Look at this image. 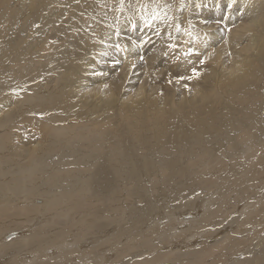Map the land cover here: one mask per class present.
I'll list each match as a JSON object with an SVG mask.
<instances>
[{
	"label": "bare ground",
	"instance_id": "obj_1",
	"mask_svg": "<svg viewBox=\"0 0 264 264\" xmlns=\"http://www.w3.org/2000/svg\"><path fill=\"white\" fill-rule=\"evenodd\" d=\"M127 25L141 28L130 34L133 43L119 38ZM188 40L195 53L211 50L203 70L185 74V90L174 69H151L177 58V48L180 71L196 57L185 53ZM257 48L264 51V0H0V264L30 261L25 255L35 253L18 255L44 244L56 248L45 246L40 264H132L152 249V232L140 228L158 221L151 240L162 260L264 264V55L253 59ZM229 166L239 173L219 180ZM178 185L176 194L207 196L166 215L160 195ZM233 205L250 212L223 217ZM188 210L197 215L177 221ZM174 234L189 237L164 242ZM173 245L189 249L166 254ZM112 247L118 255L107 260Z\"/></svg>",
	"mask_w": 264,
	"mask_h": 264
},
{
	"label": "rangeland",
	"instance_id": "obj_2",
	"mask_svg": "<svg viewBox=\"0 0 264 264\" xmlns=\"http://www.w3.org/2000/svg\"><path fill=\"white\" fill-rule=\"evenodd\" d=\"M168 10H169V8H168ZM237 11H239V9H237ZM171 13V12H170ZM172 15V14H171ZM173 17V16H172ZM169 18V17H168ZM168 18H166V19H168ZM165 19V20H166ZM163 20V19H162ZM178 20V26L180 27V26H182V27H184V26H186V25H184V24H182V21H181V19H177ZM167 21V20H166ZM203 21H205V20H203ZM207 22V21H206ZM205 22V23H206ZM129 29H127V28ZM138 28V29H137ZM222 28V30L220 31L222 34H227V32H228V30H229V28H228V26H227V28H226V26L225 27H221ZM140 27L139 26H135V27H130V25H127V26H125L121 31L122 32H120L121 34H119V38H124V37H127L128 36V39H130L131 41V43H133L132 41H134V39L135 38H133L130 34L131 33H137V32H139L140 31ZM199 30V29H198ZM128 32V33H127ZM19 34H21V35H24V33L22 32H19ZM221 34V35H222ZM176 35V39H178L180 36H178L177 34H175ZM124 36V37H123ZM130 36V37H129ZM119 41H122V40H120L119 39ZM175 41V40H174ZM174 41H173V44H174ZM188 42H190V43H188V49L185 51V53L188 51V53L190 54V53H193V56H196L194 59H192V58H190L189 60H187L186 62H184L186 65H184L185 67L186 66H189L188 68L190 69V67H192L191 69H190V71L188 70V71H186V72H188V73H186L185 71H184V69L185 68H183L184 66H182V67H180V71H179V68H176L177 66H175L173 63L175 62L174 60H177L178 61V63H180L179 62V60L177 59V58H179V57H181V56H179L178 55V53L180 54V52H179V50L177 49V48H174L175 49V51H176V54H177V58L175 57V59H172V60H170L169 62H167V63H165V64H159L158 66H156V67H154V68H152L151 70L152 71H154V72H157L158 70H159V68H161V65H163V67L165 68V70H166V68L167 69H169V70H173L174 69V71L175 72H178L179 74V77L178 78H181L179 81H182L181 82V84L184 86V87H182V88H184L185 90H186V88L188 87V86H190V77L193 75V73L194 74H196L197 72H200V70H203L204 69V67L206 66V61H204V56H205V53H207V52H209V50H211V49H206V50H203L201 53H195L196 51H197V49L198 48H194V47H191V41L190 40H188ZM115 44H117V43H115ZM175 46V45H174ZM209 46V45H208ZM181 47V46H180ZM213 47V46H212ZM208 48H210V47H208ZM109 49H107L106 50V52L108 51ZM191 50H193V51H191ZM174 52V51H173ZM195 54V55H194ZM199 54H202L203 55V57H202V55H200L201 56V58H199L200 56H199ZM163 55H165L164 57H161L160 58V60H161V62L163 61V58H165L166 57V54H163ZM187 55V54H186ZM198 55V56H197ZM264 55V51H261L260 52V50H259V48H257L256 49V52H255V55L253 56V59H256V58H258V57H262ZM175 56V55H174ZM172 58H174V57H172ZM183 58H185V57H183ZM200 60H199V59ZM166 59V58H165ZM191 60H193V62L191 61ZM195 60V61H194ZM202 60V61H201ZM206 60V59H205ZM173 61V62H172ZM199 61V62H198ZM230 60L229 59H226V61H225V63L226 64H229L228 66H230V63H231V61L229 62ZM208 62V61H207ZM182 64V63H181ZM188 64V65H187ZM197 65V66H196ZM200 65L202 66L203 65V67L201 68L200 67ZM166 66V67H165ZM179 66V65H178ZM199 68V69H198ZM176 69V70H175ZM192 69H194L193 71L194 72H192ZM168 71V70H167ZM112 74H113V72H111ZM170 73V72H169ZM183 74V75H182ZM185 74H187V76H190L189 78L187 77V76H185ZM177 75V74H176ZM177 75V76H178ZM177 76H176V78H177ZM182 76V77H181ZM185 77H187V78H185ZM51 79V77L49 78V80ZM183 79L185 80V81H183ZM163 80H165L166 81V79L164 78ZM188 80V81H187ZM164 81V82H165ZM171 81V80H170ZM169 80H168V82H163V87L164 88H166V87H169L170 86V82ZM178 81V82H179ZM183 82H185V83H183ZM166 84H169V86L168 85H166ZM185 84V85H184ZM188 84V85H187ZM43 86V85H42ZM163 87H162V92H163ZM171 89H172V87H171ZM189 90V89H188ZM164 92H166V90H164ZM163 92V93H164ZM168 98V96H165V104H166V107L168 106V103H170V100H168L167 99ZM187 99H188V97H186ZM177 101L179 100V99H176ZM174 107H175V101H174ZM174 107L172 108V109H174ZM173 111V110H172ZM233 137H235L234 135H233ZM233 149H234V147H232ZM153 154L155 155V153L153 152L152 153V155L151 154H148L147 156H149V157H154L153 156ZM151 155V156H150ZM243 159V158H242ZM140 162V161H139ZM186 163V162H185ZM185 163H183V164H185ZM182 164V165H183ZM227 166V165H226ZM228 168V167H227ZM236 169H238V168H235V170ZM228 171H229V174H227L228 172L227 171H225V172H227L226 174L228 175H226V177H225V175H221L222 176V178H219V180H224V178H227L226 179V181L227 180H232L233 178H235L236 176V174H238L239 173V170H236V173H235V170H233V168L232 167H230L229 166V168L227 169ZM233 170V171H232ZM168 172V171H167ZM234 172V173H233ZM238 172V173H237ZM233 173V174H232ZM231 174V175H230ZM230 175V176H229ZM155 176H157V178H160L159 176H158V174H154V176H153V178L155 177ZM221 176H219V177H221ZM233 176H235V177H233ZM229 178V179H228ZM123 182L125 181V180H122ZM150 183H153V182H150ZM183 183V182H182ZM184 184H187V181H184ZM180 185V184H179ZM177 186L178 188L176 189V191L175 190H173L172 192L170 191L168 194H169V196H168V198H164L163 197V195H160V194H158V197H159V195H160V197H161V199H164V200H167V201H165V203L163 204V206H162V210H164L163 211V213H165L166 215H168L167 214V211L166 210H168V212L171 210L172 211V208H173V210H174V208H178V206H179V208L180 207H182V205H183V203L185 204L182 208L184 209V208H187V206L192 202V200H195V199H199V197L200 196H202V195H206L207 196V193L206 192H195V193H191V194H188L187 196H183L182 194H176V192L178 191L179 192V190H180V187L181 186ZM174 189H175V187H174ZM214 190V188H212L211 190H210V192H212ZM233 191V190H232ZM174 192V193H173ZM177 192V193H178ZM234 193L232 194V196L230 197V199H231V203H233V201H234V199H235V196H236V192L235 191H233ZM185 194V193H184ZM172 195V196H171ZM191 195V196H190ZM258 195V194H257ZM183 196V197H182ZM259 196V198H260V195H258ZM159 197V198H160ZM182 197V198H181ZM205 197V196H204ZM174 198H176L175 200H174ZM204 199V198H203ZM174 200V201H173ZM200 200V199H199ZM262 202H263V199H262V201L260 200V203L259 204H257L258 206H262L263 204H262ZM246 203H247V201L246 202H244L243 201V204L244 205H246ZM174 205V206H173ZM170 206H171V209H170ZM209 209V207H207L206 208V210H208ZM191 210V209H190ZM240 210V209H239ZM244 210V209H243ZM240 211L241 213H239L238 212V210H234V205H233V207L231 206L230 207V209L228 210L227 209V212H225V211H222V213H221V215L224 217V216H226V214L228 213V214H234V215H232L231 216V218L232 219H234V218H236V216H237V218H238V220L239 219H241V217H243V215L246 213V211H248V213L250 212L249 210H246L245 212L244 211ZM225 212V213H224ZM243 212V213H242ZM190 213H192V214H195V213H193V212H190L189 210H188V212L187 211H184L181 215H179L178 217H177V221H179L178 219H180V222L182 221L181 219L183 218V220H189V219H191L190 218V216L191 215H188V214H190ZM239 214V215H237V214ZM136 214V213H135ZM134 214V216H135V218H136V220H137V217H136V215ZM174 216H175V214H173ZM195 215H197V214H195ZM195 215H193V217L192 218H197V216H195ZM236 215V216H235ZM124 216H128V214H126V215H124ZM138 216V215H137ZM173 216V217H174ZM246 216V215H245ZM244 216V218H246ZM132 217V216H131ZM234 217V218H233ZM124 217H122V219H123ZM132 218H134V217H132ZM186 218V219H185ZM238 220L236 221V222H238ZM244 220V219H243ZM123 221V220H122ZM242 221V220H241ZM159 222V225L161 226V221H158ZM235 222V223H236ZM156 223H157V220H156ZM255 223H251V224H248V228H251V226L252 225H254ZM146 225V224H145ZM152 225L154 226V224L152 223ZM158 225V226H159ZM172 225V224H171ZM249 225H251V226H249ZM151 226V223H149L146 227H145V229L143 228V227H141L140 228V230L142 231V232H152V234L154 233V231H156L157 229H160V228H158V226H155V227H152V229L151 228H149ZM173 226H174V224H173ZM177 227H179V229L180 230H182L183 228H184V225H179V226H176V228ZM211 227V228H210ZM154 228V229H153ZM185 228H186V226H185ZM246 228V227H245ZM151 229V230H150ZM161 229H163L162 227H161ZM206 231H205V233H204V235H202L201 236V238H200V240H202V242L199 244V247L201 246V245H203L204 244V242H205V240H206V238H208V233L209 232H211L212 231V225H209L206 229H205ZM146 232V233H147ZM251 233V232H250ZM152 234H150L149 235V238H148V244L149 243H151V245L150 246H152L151 248V250H153V249H155V250H153L154 252L153 253H155V254H157L156 256L158 257V260H157V257H155V255L152 253V251L151 250H149L147 253H149V254H147L146 252H143V253H140V255H142V256H140V259H136L135 257L134 258H132L131 260H133V261H129L128 263H131V262H133V263H135L136 262V264L137 263H139V261L138 260H142V259H144V258H142L141 259V257H143L144 255H145V258H147L148 259V257L150 258V257H152V255H151V253L153 254V257H152V259H151V261H154L153 263H151V264H173L172 262H171V260H169V261H167V260H162L161 259V254H164V250L163 249H156V248H153V243L155 242V240H154V242H152V240H151V236H152ZM168 234V232H166V233H164L163 235L165 236V235H167ZM138 235H141V234H139V232L137 231V235L136 236H138ZM217 235H219V234H217ZM217 235H215L214 237H216ZM252 235H255L254 233H252ZM173 237V238H172ZM189 236H187V235H183V234H178V235H171V236H166L165 237V239L166 240H164V242L165 241H167L166 243L167 244H169L170 243V245H172L171 243H174V242H177V241H180V240H182V239H187ZM220 237H221V235H220ZM213 238V237H212ZM140 241L141 240H137L136 238H134V240H133V242L131 243V245H132V248L135 250V248H139V246H140ZM124 242H127V237L126 238H123L122 239V241H121V243L120 244H124ZM169 242V243H168ZM42 244H44V243H42ZM196 244H198V240L197 241H195V245ZM43 246V247H42ZM45 244L44 245H40V247L39 248H37V249H35L34 251H24V252H22L20 255H18V259H20V257L21 256H23V255H25V254H29V253H35L36 255L35 256H33V257H27L26 255H25V257L24 258H27V259H29L30 261H24V263L23 264H40V256L41 255H44V254H42V251H43V248H45ZM104 246V245H103ZM189 246H191V247H189L190 249H193V248H195L194 246H192V244H190ZM56 248V246L55 245H53V246H46V248ZM173 247V248H172ZM179 247V248H178ZM197 247V246H196ZM45 248V250H47ZM52 248V249H53ZM88 248H92L90 245H89V247H87V249ZM173 249V250H176V248H178V252L179 253H181V252H185V250H187V249H189V248H182L181 246H177V245H173V246H170V247H166V249H167V253L166 254H168L169 252H173L172 250H169V249ZM52 249H50V250H52ZM64 250H66V249H69V248H63ZM70 249H72V248H70ZM100 249V248H99ZM112 249V251H110L109 252V256H107V260H112V259H114L115 260V258L117 257V253H118V251L115 249V248H111ZM180 250V251H179ZM136 251V250H135ZM160 251V252H159ZM163 251V252H162ZM48 253L47 254H49L50 253V251H47ZM256 252V251H255ZM52 253H53V251H52ZM54 253H56V251H54ZM147 254V256H146V254ZM158 253H159V255H158ZM257 253V252H256ZM144 254V255H143ZM252 254V253H251ZM131 255H132V253H131ZM151 255V256H150ZM116 256V257H115ZM251 256H255V255H251ZM115 257V258H114ZM154 257L156 258L155 260L158 262H156L155 260H154ZM173 257V256H172ZM246 257H248V256H246ZM245 257V258H246ZM180 258H182V256L180 257ZM250 257H248V258H246V260L247 259H249ZM160 259V260H159ZM2 260H5L4 258H2ZM12 260H13V258H8V260H5V262L3 263V264H10L11 262H12ZM125 261H127V260H129V259H124ZM181 260H185V259H181ZM181 260H180V262H181ZM263 260H264V257H263ZM124 261V262H125ZM160 261H162V263H160ZM31 262V263H30ZM156 262V263H155ZM165 262V263H164ZM202 264H210L211 263V261H210V259L209 258H207V257H205L203 260H202ZM132 263V264H133ZM117 264H125V263H123V262H121V263H117ZM176 264H179V263H176ZM181 264H187V263H181ZM193 264H195V263H193Z\"/></svg>",
	"mask_w": 264,
	"mask_h": 264
}]
</instances>
